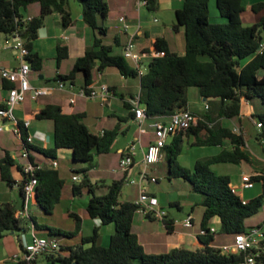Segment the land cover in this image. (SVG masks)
Segmentation results:
<instances>
[{
    "label": "trees",
    "instance_id": "1",
    "mask_svg": "<svg viewBox=\"0 0 264 264\" xmlns=\"http://www.w3.org/2000/svg\"><path fill=\"white\" fill-rule=\"evenodd\" d=\"M70 0H0V34L9 37L17 26H24L25 45L28 53L25 57L31 70L42 68V58L32 51V41L44 18L58 13L63 26L71 23L68 4ZM82 9L83 21L89 26L93 39L84 54L77 57L68 73H57L52 81L63 80L75 83L77 72H82V87L87 88L93 82V70L102 71L114 67L124 77L139 78L138 103L142 106L147 121L154 118H168L175 110L187 108V89L195 86L208 108L198 121L185 131L175 133L163 147L164 160L167 165V178H181L189 182L194 192L201 194L200 204L203 213L198 234L202 247L188 249L176 247L163 253H147L132 231L133 218L138 206L134 200L119 201L124 177L114 179L107 186L104 194L95 193V184L87 176V168L82 169L80 182H73L71 190L78 195L85 187L90 194L86 203L89 218L99 219L100 225L113 224L114 231L106 246L96 242L97 228L89 236H83L76 244L60 245L59 251L46 254L41 260L44 264H229L243 260V253L221 254L213 246L215 233L208 226L211 218L219 220V234H235L245 231L250 225L245 220L256 214L264 202V175L254 177L260 184V193L245 203L230 185L226 174L215 173L211 169L214 163L249 162L251 156L246 149L244 133H236L229 125V120L240 118L241 100L251 102L257 97L264 104V50L259 51L262 42L261 31L264 30V16L254 24L244 25L240 13L243 0H216L220 22H214L209 16V0H183L181 8L175 11L176 25L182 27L184 53L172 51L163 37L154 41V50L163 51V55L152 56L146 69L139 74L122 54H114L111 46L102 41L106 28L100 24L108 13V6L103 0H76ZM154 0H149L150 8ZM38 3L39 13L29 21L22 22L24 12L32 3ZM264 3L252 5L258 11ZM66 46H58L56 64L67 58ZM8 83V88L11 83ZM2 105H0L1 107ZM127 108L131 106L127 104ZM134 116L130 111L126 117H120L116 124L105 129L102 134L92 133L83 122L84 114L80 112L66 114L58 104L47 103L36 115L37 120H51L52 144L50 149H40L27 142V128L17 121L23 147L55 158L56 150L69 149L76 161H92L95 155L108 153L113 141L119 134L120 124ZM261 121V133L264 134V115H252ZM260 133V134H261ZM189 136L193 137L191 145L219 146L217 153L204 159L196 160L192 170L181 166L177 157L182 151L183 143ZM255 137H258L256 132ZM264 152V146H262ZM29 156L30 161L31 156ZM33 162V161H32ZM14 159L5 150L0 158V177L7 185L15 181L10 174ZM37 180L32 198L45 214H52L54 206L60 201L64 180L56 169L40 168L34 171ZM26 179L17 183L20 194L24 197L23 185ZM17 207L10 202L0 203V238L7 232L21 235L25 230L26 220L31 221L32 228L48 229L50 233L72 237L80 230V218L74 213L73 230H62L38 224L35 217L28 213L26 217L17 218ZM148 217V216H146ZM153 218V217H151ZM167 231L174 225L168 215L163 220ZM232 241V240H231ZM230 241V242H231ZM64 250V254H61ZM264 260V253L261 256Z\"/></svg>",
    "mask_w": 264,
    "mask_h": 264
},
{
    "label": "crops",
    "instance_id": "2",
    "mask_svg": "<svg viewBox=\"0 0 264 264\" xmlns=\"http://www.w3.org/2000/svg\"><path fill=\"white\" fill-rule=\"evenodd\" d=\"M106 2L108 6V13L106 18L103 20L102 25L106 28V34L102 36V41L106 45H110L112 52L114 54H122V47L126 42V39L129 34H135V44L136 49L143 51L146 53L140 60V65L142 68L145 67V64H148L149 59L152 57L154 50V41L157 37H163L166 39L170 49L177 54L184 53V37L180 36V27H175L176 18L175 11L182 7L183 0H154L152 6L147 7L142 5L139 0H103ZM262 2L264 0H243L244 9L240 13L241 20L244 25H251L257 23L262 16H264V5L258 11L252 10V5L255 3ZM37 6L38 3L34 2ZM209 16L210 19L214 22H220L221 17L218 14L216 8V0H209ZM73 7V8H72ZM30 6L27 7L24 12L25 16H37L39 13H34L30 11ZM68 9L70 11L71 23L68 26H63L61 23V18L58 13H52L47 15L44 18L43 25L38 29L36 37L32 41V51L39 54L42 58V68L39 71H31L30 73V82L33 86H46L54 84L53 79L57 73L64 74L68 73L73 65L74 60L83 55L87 47H89L92 43L93 34L89 28V26L83 21L82 9L81 6L75 7L70 2L68 4ZM124 15L127 23H129L130 27L125 32H121L120 23L118 22V16ZM110 22H112L116 32H110L111 26ZM262 42L264 43V31H261ZM122 37V39H121ZM0 41V53L3 50L9 49L8 52L11 56L9 61H6L4 58L0 60V68L1 67H10L14 68L18 65L19 61L14 56L13 51L9 48V37L4 38V45H1ZM5 46V47H4ZM58 46H66L68 49V56L64 60H62L57 67L56 64V53ZM115 46L118 49H115ZM54 60L55 67L54 68H46L45 60ZM129 65L133 67V63L126 59ZM146 61V62H145ZM146 69V67H145ZM96 70V69H95ZM93 74V73H92ZM76 83V82H75ZM74 83L72 87V91L76 93L80 86H76ZM69 84V83H67ZM105 84L108 87V93L105 95L101 92L100 86ZM91 86L96 89L97 94L94 97H81L74 95L68 90H58L55 89L49 95L40 96L36 100H32L29 97L26 100L14 106L13 114L17 121L22 122L23 119H29L30 125L27 128L28 134H34L36 136L32 145L40 148V149H50L52 144V129L53 124L51 120H37L35 115L47 104V103H55L58 104L61 108V111L66 114L80 112L84 114L83 122L87 125L89 130L94 134H100L101 131L105 129L112 128L120 117H126L131 109L127 108V104L131 106L129 100L137 97L139 93V78H129L121 75L118 70L114 67H106L102 71L96 70V75L93 74V82ZM8 83L3 80L0 76V105L4 103L8 95ZM73 96L75 101L70 103L68 98ZM203 100V98H202ZM142 108V106H140ZM188 109L192 112L194 109L188 104ZM203 108H204V100H203ZM205 109V108H204ZM197 112V111H196ZM200 112H197L198 114ZM254 111L252 110L251 102L246 100H241L240 106V121L242 123V119L244 120L246 117H251ZM156 120H168V118H154L149 120V125ZM147 121L146 119L144 122ZM230 127L234 128V125L238 123L236 121L229 120ZM232 121V122H231ZM240 123V122H239ZM243 124V123H242ZM16 128L14 123L8 122L5 123L4 130L0 131V158L4 155L5 150H7L10 156L14 159V164L10 167V174L12 179L15 181L13 183L14 186H17V183L22 179L21 173V165L25 162V159L21 157V152L23 150V143L20 138L19 132L14 131ZM247 130V129H246ZM257 129L254 128V131L249 133L247 136V132L245 131V141H246V149L250 152L251 156L258 159L260 162L257 166L253 164H249L246 161H242L241 163L246 164L245 170L241 172H251V171H259L264 169V161L263 156L259 155L258 152L254 149V145L258 144L255 134ZM138 135V127L137 122L135 120V116H132L127 121H123L120 124L119 134L115 138L110 148V151H116L117 153V161H119L121 153L127 147V144L132 141ZM49 137V138H48ZM189 138V137H188ZM187 138V139H188ZM153 138H149V142ZM171 138L168 140V142ZM141 146L143 148L142 142ZM219 147V146H218ZM138 153L140 152V157L138 159L137 155L134 157V167H138L140 169V160H141V148L137 147ZM220 149V147H219ZM259 149L263 151L262 147ZM69 150V149H68ZM109 151V152H110ZM29 155L31 156V160L35 163L41 165V168L44 169H56L62 178L59 169V161L57 157L52 158L57 161V166H51V158H47L41 152L35 150H28ZM70 152V153H69ZM60 154L61 156L69 157L71 156V150L67 151L65 149L56 150L55 154ZM137 153V154H138ZM97 156V155H95ZM94 156V157H95ZM94 159V158H93ZM165 161L164 158L160 161ZM73 169V168H72ZM82 169H86L83 167ZM88 169V168H87ZM138 169V170H139ZM91 169L87 170V174L89 175ZM117 174V177L114 179H119L124 177L123 173L119 170L112 171ZM74 174H72L73 176ZM71 176V179H72ZM91 183H95L93 178L89 177ZM63 179V178H62ZM1 180V177H0ZM64 180V179H63ZM100 185H106L103 180H99ZM73 184V182H72ZM71 184V187H72ZM11 185V186H13ZM96 185H98L96 183ZM230 185L232 187L231 181ZM108 185H106L107 187ZM149 188V186H148ZM246 189H240V185L238 188V192H236L240 197L244 199H250L251 194L245 191ZM154 194L153 191H150ZM73 194V193H72ZM74 195V194H73ZM75 196V195H74ZM136 198V197H135ZM126 199V200H135ZM29 198L25 199L22 197L21 207H17V210L26 208L28 213H30V209L28 206ZM32 205H35L33 198L31 196ZM119 201H125L120 200ZM10 202L8 200H0V203ZM12 203V202H10ZM13 204V203H12ZM14 205V204H13ZM176 208L180 209V205L178 203L175 204ZM75 214L80 218V230L76 235H80V238L83 236H89L93 233V229L97 228V237L96 242L100 245L106 246L109 243V239L114 229L111 227V224L101 226L99 219H86L83 222V216L80 214H76L73 211H70L71 214ZM192 214L193 223L190 227H185L180 223H175L172 231H167L164 228V231H154L150 229L149 231L142 233L141 236L137 235L139 243L143 246L144 250L147 253H163L171 250L176 247H185L188 249H195L197 247H202L203 244L199 240L198 234L200 232V223L199 226H196L195 216L193 211L189 212ZM33 215V214H32ZM168 217L177 218L172 214L167 212ZM149 221L156 220V218L147 217ZM181 219V218H179ZM134 220V219H133ZM161 222V221H160ZM162 223V222H161ZM261 222L257 224H248V225H260ZM88 224L91 229L90 234H84L83 225ZM220 227V224H219ZM75 228V222L73 225V230ZM64 230V229H62ZM25 230L21 231V234H25L27 239H30L31 235H37L36 230L32 228V230L26 234ZM133 231V228H132ZM212 231V230H211ZM219 230H214L212 232L214 235V245L228 243V242H217L220 238L221 234L218 233ZM11 234H14L11 232ZM42 237V236H41ZM4 238V236L2 237ZM0 238V239H2ZM18 236L15 237L16 247L10 254H4V256L0 257V264H23L14 262L8 259L10 255L18 250ZM232 239V235H230ZM54 239V238H53ZM107 241V242H106ZM218 243V244H216ZM61 245V244H60ZM71 245V244H67ZM148 247V248H147ZM6 251L4 250L3 253Z\"/></svg>",
    "mask_w": 264,
    "mask_h": 264
},
{
    "label": "built area",
    "instance_id": "3",
    "mask_svg": "<svg viewBox=\"0 0 264 264\" xmlns=\"http://www.w3.org/2000/svg\"><path fill=\"white\" fill-rule=\"evenodd\" d=\"M144 5H149V0H139ZM32 16H25L22 22L29 21ZM118 22L120 23L121 32H126L130 25L127 23L124 15L118 16ZM24 26L19 25L9 36V48L13 51L14 56L19 61L18 65L14 68L1 67L0 76L3 80L11 83V86L7 89L8 95L4 100V103L0 107V131L4 130L5 123H14L16 128L14 131L19 132L17 127V120L13 114L14 106L23 103L27 97L32 100L38 99L40 96L49 95L55 89L68 90L74 95L81 97H94L97 94L96 89L91 85L87 88L80 87L76 93L72 91L74 84L68 81L56 80L52 85L46 86H33L30 82L31 67L26 61L25 57L28 53L25 45V38H23ZM135 34H129L126 42L122 47V55L133 63V67L137 68L139 74L143 73V69L140 65V60L146 55L143 51L136 49ZM264 50V43H260L259 51ZM163 55V51H154L152 56ZM69 83V84H67ZM101 92L105 95L108 93V87L105 84L100 86ZM70 103L75 101L73 96L68 98ZM245 100V99H242ZM131 104V110L134 111L135 120L138 127V135L127 144L125 150L122 151L120 159L118 161L119 171L123 173L124 183L128 185H138L137 196L134 202L137 204V211H141L145 216L153 217L160 220L163 224V220L167 216V212L162 210L158 206V200L154 194H152L148 186L152 183H157L158 178L148 173V168L159 163L163 158V147L168 143V140L177 132L185 131L188 127L195 124L201 116L192 112L188 108H179L175 110L169 117L168 120H156L150 124L153 128V139L149 142L146 147L141 146L142 134L145 130L143 128L145 114L143 109L138 103V96L129 100ZM204 108H208V104L204 102ZM252 117V116H251ZM256 125L258 137L257 142L264 146V134L261 132L262 123L256 118L254 119ZM22 124L25 128L30 125L29 119H23ZM233 131L236 133L242 132L241 128L235 126ZM101 131L100 134H102ZM243 133V132H242ZM261 133V134H260ZM36 136L34 134L27 135V142L32 144ZM141 148V160L140 169L137 171V178H131L133 174V167L135 164L134 157L138 153L137 147ZM28 150L23 147L21 157L25 159V162L21 165L22 178L26 181L23 185V193L25 199L33 195L37 180L34 177V171L41 168V165L30 161ZM264 161V159H263ZM52 167L57 166V161L52 159L50 162ZM264 175V169L259 171L241 172L240 174V189L252 188L255 185L256 176ZM73 181H80L81 176L74 174L72 176ZM242 198V197H241ZM246 199L242 198V203H245ZM28 215L26 208L17 210L15 216L17 218H23ZM173 225L180 223L185 227L192 226L193 217L191 213H188L185 217L172 218ZM200 234L204 233L200 229ZM221 254L229 253H243V260L239 263L229 264H264V260L261 256L264 253V229L261 225H251L245 231L237 233L233 236L232 241L228 243H222L214 245ZM60 249V244L53 238H46L32 234L30 239L25 237V234H21L18 238V250L8 257L9 260L23 263V264H44L39 261V257L46 254H54Z\"/></svg>",
    "mask_w": 264,
    "mask_h": 264
},
{
    "label": "rangeland",
    "instance_id": "4",
    "mask_svg": "<svg viewBox=\"0 0 264 264\" xmlns=\"http://www.w3.org/2000/svg\"><path fill=\"white\" fill-rule=\"evenodd\" d=\"M69 2L72 5H75V7L80 6L76 0H70ZM30 11L34 13H38V6L35 3H32ZM99 21L100 24H102L103 22L102 18H100ZM109 24L111 26L110 32H116L115 31L116 29L114 28L112 22H110ZM179 34L180 36L183 35L182 27H180ZM5 37H6L5 35L0 34V41L2 43L1 45H4ZM115 49H118V47L115 46ZM9 51L10 50L7 48L6 50H3V52L0 53V60L4 58L6 61H9L11 58V56L8 53ZM144 65L145 67L147 66V64L145 63ZM45 67L47 69L54 68L55 67L54 60H49V59L45 60ZM145 67L142 69L145 70ZM93 74L94 76L96 75L95 69L93 70ZM75 82H76L75 83L76 86H80L83 83L82 72H77ZM187 99H188V104L194 109L193 111H195V113L200 112L197 115L203 116L207 109L203 108V100L202 97L200 96L199 89L197 87L195 86L188 87ZM251 106L254 113H261L264 115V104L261 102L259 98L255 97L251 99ZM254 119L255 117L253 116L246 117L244 120L242 119L243 124L241 122L239 123L237 119H234V121H236L238 124L237 125L233 124V126H237L241 128L243 133H245L246 131L248 136L249 133L254 131V128L256 129ZM143 128L145 132L144 134H142V145L143 147H146L149 144V138H153V128L149 125L148 121L144 122ZM192 140L193 137L189 136V138L184 141L182 151L177 157V162L181 166L189 169L190 171L192 170L193 164L196 160L204 159L219 151L218 146L191 145ZM253 147L258 152L259 155L263 156L264 152L259 149V147L260 148L262 147L261 144L256 143V145H254ZM65 150L69 151L68 149ZM117 156L118 155L116 151L112 150L108 153H101L95 156L92 161H76L73 160L70 155L69 157H65V156H61L58 153L56 157L59 161V169L61 176H63L62 178L64 179V185L62 188L61 199L54 206L52 214H45L40 209H38L36 205H32L31 197H29L28 200L30 213L33 214L38 224L47 227H53L56 229L71 230V228H73L75 219L73 216L69 214L70 211H73L76 214H80L81 216H83L84 218L83 222H85L86 219H89V221H91V218L88 217L85 209L90 194L88 193L87 189L83 187L81 189V192L78 195L74 196L72 194L71 184L72 182L78 183L80 181H73L71 179V176L72 174H78L81 176L82 179L83 177V174L81 172L82 168L86 167L88 169H91L89 175L87 174V176L93 178L95 182L94 183L95 193L97 195L104 194L107 191L106 185H109L113 180V178L117 177V174L112 172L115 170H119ZM137 157L139 159L140 152L137 154ZM259 162L260 161L258 159H255V157L251 156V160L248 163L257 166ZM210 167L215 173L228 175L233 190L238 192V188L240 185V174L242 170H245L246 164L244 163L235 164L229 162L214 163ZM138 169H139L138 167H135L131 178L134 179L137 178L136 173ZM148 173L158 178L157 183H152L149 185V190L154 192V195L158 200V206L162 210L168 212L169 214L177 216V218H183L189 212L193 211V214L195 216L196 226L198 227L204 209L203 206L200 204V200L202 197L201 194L194 192L191 189L189 182L184 181L181 178L168 179L167 165L165 161L151 165L148 168ZM99 180H103V182L106 185H100ZM96 183L98 185H96ZM137 189H138L137 183L128 185L125 182L122 186L119 199L126 200V199L135 198L137 196ZM245 191L251 194L250 198H253L260 193V184L257 182L252 188H247ZM0 200H8L12 202L16 207H21L22 196L20 194L19 188L14 185L9 186L6 184L5 181L0 180ZM176 203L180 205V209L176 208L175 205ZM133 219H134L132 224L133 232L138 234L139 236H141L142 233L149 231L150 229H153L154 231H161V230L164 231V228L160 220L157 219V221L156 220L149 221L147 217L139 210L135 213ZM259 222H261L260 225L264 229V202L262 207L259 209V211L256 214L245 220V223L247 225L257 224ZM111 225H112L111 227H113L114 229L113 224ZM88 226H89L88 224L83 225L84 234H90L92 232ZM208 226L212 231L219 230L218 218L216 217L211 218ZM24 227H25L24 232L28 234L32 230L31 221L26 220L24 223ZM19 233L20 231H16L14 234H11V232H7L4 235V238L0 239V257L4 256V254H10L15 249L16 247L15 237ZM36 233L37 236L54 238L61 245L76 244L80 241V235L67 237L64 235L50 233L48 229H44V228L37 229ZM231 240L232 239L230 238L229 234H221L217 242H223V241L230 242ZM4 250L6 251L5 253H3ZM64 252H65L64 250H61V254H64ZM42 257H39V260H41ZM7 264H12V263L8 262Z\"/></svg>",
    "mask_w": 264,
    "mask_h": 264
},
{
    "label": "water",
    "instance_id": "5",
    "mask_svg": "<svg viewBox=\"0 0 264 264\" xmlns=\"http://www.w3.org/2000/svg\"><path fill=\"white\" fill-rule=\"evenodd\" d=\"M83 15H81V18H82ZM26 33L23 34V38H26ZM203 100H205V98H203ZM49 138V137H48Z\"/></svg>",
    "mask_w": 264,
    "mask_h": 264
}]
</instances>
